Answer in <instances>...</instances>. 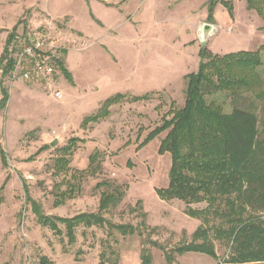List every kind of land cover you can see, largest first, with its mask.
<instances>
[{"label": "rangeland", "instance_id": "374dc122", "mask_svg": "<svg viewBox=\"0 0 264 264\" xmlns=\"http://www.w3.org/2000/svg\"><path fill=\"white\" fill-rule=\"evenodd\" d=\"M205 24L215 30L202 43ZM14 30L15 41L47 31L66 73L57 68L47 85L10 75L2 80L0 72V106L3 89L7 94L0 110V264H142L143 252L150 264H167L163 250L189 243L202 221L187 215L183 202L159 194L169 185L170 155L159 152L166 132L147 137L184 106L186 78L197 72L202 48L219 56L257 51L264 22L246 0H0V56ZM259 55L264 85V51ZM118 95L122 103L90 120ZM241 98L205 97L225 114L258 105L254 95ZM71 139L77 141L69 170L55 174L58 151ZM95 152L99 172L80 174ZM102 182L120 189V202L101 213V226L75 225L70 241L61 220L97 214L107 190L96 188ZM58 191L66 194L57 204ZM217 224L211 218L208 227ZM118 226L133 233L123 235ZM213 243L217 259L174 254L173 264H223L229 245Z\"/></svg>", "mask_w": 264, "mask_h": 264}, {"label": "trees", "instance_id": "16d2710c", "mask_svg": "<svg viewBox=\"0 0 264 264\" xmlns=\"http://www.w3.org/2000/svg\"><path fill=\"white\" fill-rule=\"evenodd\" d=\"M246 7L264 22V0H246ZM207 23L211 24L210 21ZM16 37L15 30L9 34L0 56L2 80L14 68L11 57L14 49L10 46ZM260 51H264V44L257 51L223 56L202 48L197 72L186 78L184 106L173 111L170 120L163 119L162 125L147 137L154 138L166 132L159 152L170 155L169 185L159 194L166 200L183 202L187 208L185 213L202 221L189 243L173 251L163 250L167 264L174 263V254L195 253L217 259L214 240L229 245L230 256L223 264H264V218L259 216H264V85L257 72L262 64ZM58 68L66 73L61 60ZM3 92L0 110L7 99L4 89ZM215 93H225L237 101L242 100V94L254 95L258 105L251 103L246 107L242 104V107L235 106L225 114L220 106L206 102L205 97ZM123 100L118 95L106 101L90 120L95 122L105 118L109 107ZM76 141L69 140L58 151L59 157L53 166L55 174L69 170L68 158ZM99 170L100 154L95 152L89 158L87 169L80 174L94 176ZM101 187L107 190L100 195L97 214L60 219L66 224L70 241L73 240L75 225L101 226L105 222L101 213L120 202L123 195L118 187L102 182L96 188ZM71 192L72 189L67 196ZM65 194L58 191L55 202L63 201ZM200 203H206V208L189 209L191 204ZM211 218L219 224L208 227ZM39 220L56 230L47 217L39 215ZM117 229L123 235L133 233L130 226H118ZM142 264H150L147 252L142 253Z\"/></svg>", "mask_w": 264, "mask_h": 264}, {"label": "built area", "instance_id": "2783aa9c", "mask_svg": "<svg viewBox=\"0 0 264 264\" xmlns=\"http://www.w3.org/2000/svg\"><path fill=\"white\" fill-rule=\"evenodd\" d=\"M11 57L14 68L10 76L25 82H46L50 84L58 68L60 58L53 37L47 31H29L17 39ZM60 98V92H53Z\"/></svg>", "mask_w": 264, "mask_h": 264}, {"label": "water", "instance_id": "95a60500", "mask_svg": "<svg viewBox=\"0 0 264 264\" xmlns=\"http://www.w3.org/2000/svg\"><path fill=\"white\" fill-rule=\"evenodd\" d=\"M215 28L212 25L205 24L202 26L201 33H200V40L201 42H205L206 38L214 32ZM57 144L56 141L50 143L51 147H54Z\"/></svg>", "mask_w": 264, "mask_h": 264}]
</instances>
